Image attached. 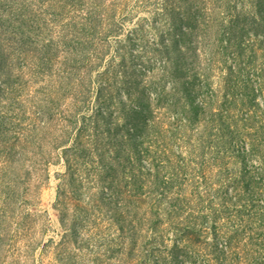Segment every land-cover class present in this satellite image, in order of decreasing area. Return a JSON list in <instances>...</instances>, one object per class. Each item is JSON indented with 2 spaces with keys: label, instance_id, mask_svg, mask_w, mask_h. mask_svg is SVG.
<instances>
[{
  "label": "rangeland",
  "instance_id": "1",
  "mask_svg": "<svg viewBox=\"0 0 264 264\" xmlns=\"http://www.w3.org/2000/svg\"><path fill=\"white\" fill-rule=\"evenodd\" d=\"M0 264H264V0H0Z\"/></svg>",
  "mask_w": 264,
  "mask_h": 264
}]
</instances>
